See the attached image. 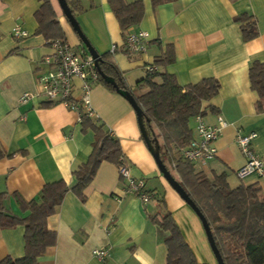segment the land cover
Wrapping results in <instances>:
<instances>
[{"label":"crops","instance_id":"obj_1","mask_svg":"<svg viewBox=\"0 0 264 264\" xmlns=\"http://www.w3.org/2000/svg\"><path fill=\"white\" fill-rule=\"evenodd\" d=\"M141 1L145 16L129 29L150 34V46L141 54L126 50L127 33L122 32L109 0H81L84 11L77 19L97 52L112 54L137 94L148 89L139 83L150 74V65L157 66L158 72L174 74L181 86L206 78L218 80L220 90L203 103V117L212 125L221 117L227 125L214 143L216 157L205 164H192L210 179L225 173L231 188L258 184L264 189V179L258 175L241 179L236 173L246 163L236 141L239 133H257L253 146L264 157V99L250 80L254 63H264V0H171L157 6L154 0ZM51 2L67 41L85 48L59 1ZM41 4L42 0H0V147L5 154L0 159V193L5 194L4 206L16 216L26 217L30 211L20 200H38L46 184L59 180L70 188L47 221L48 228L57 233V242L39 263L167 264V233L153 218L169 211L198 261L218 264L198 215L167 182L144 141L134 107L102 82L91 91L93 118L119 140L131 173L146 179L152 198L145 203L128 194L118 165L109 161L100 165L84 191V201L72 191L78 183L75 172L92 153L95 133L84 131L78 110L62 102L48 106L50 102L39 93L38 77L46 71L43 59L53 53L45 37L36 33V12ZM245 15L256 20L259 32L249 41L243 37L244 23L236 20ZM18 25L28 32L27 37L13 36ZM169 47L175 61L165 67L156 65L155 59ZM27 92L34 97L20 102ZM81 94L78 81L75 96ZM191 124L195 136L196 117ZM25 246L24 226H0V260L23 258ZM102 248L110 252L106 259L94 254Z\"/></svg>","mask_w":264,"mask_h":264},{"label":"trees","instance_id":"obj_2","mask_svg":"<svg viewBox=\"0 0 264 264\" xmlns=\"http://www.w3.org/2000/svg\"><path fill=\"white\" fill-rule=\"evenodd\" d=\"M168 1L171 0H154L153 4L157 6ZM65 3L71 17L78 23L77 16L84 11L81 0H65ZM109 3L124 34H128L129 29L139 24L145 16V5L141 0H109ZM62 11L71 24L63 8ZM36 19V33L43 35L50 47L55 41H67L51 0H42ZM236 20L244 23L242 32L245 41L258 36L254 18L245 15ZM74 31L82 41L79 32ZM99 60L103 74L115 80L118 88L99 72L100 82L125 98L124 93H129L141 107L150 139L153 143L158 140L163 163L201 210L223 264H264V189L258 184L231 188L225 173L210 179L203 172L196 171L193 164L181 156V149L194 138L192 120L198 115H205L203 103L218 94L221 87L219 81L206 78L196 84L181 86L174 74L155 70L139 83V86L147 87V91L137 94L128 86L111 53L100 54ZM174 61V51L169 47L155 59V64L165 67ZM156 77H160L161 81H157ZM250 80L252 88L258 92L261 100L264 99V63H254L250 69ZM80 116L84 131L92 129L95 133L92 153L89 160L75 172L78 183L72 189L84 201V191L95 178L102 162L118 165L123 151L119 140L106 131L102 123L83 110ZM4 155L0 147V159ZM69 191L64 180L46 184L38 200H20L23 207L30 211L26 217H18L7 211L4 206L5 194L0 193V226H24L26 242L23 258L8 256L0 260V264H40L39 258L57 242V233L48 228L47 221ZM153 222L167 233L164 238L167 264H205L198 261L171 212L160 213L153 218Z\"/></svg>","mask_w":264,"mask_h":264},{"label":"built area","instance_id":"obj_3","mask_svg":"<svg viewBox=\"0 0 264 264\" xmlns=\"http://www.w3.org/2000/svg\"><path fill=\"white\" fill-rule=\"evenodd\" d=\"M28 35V32L21 25L13 30V36L16 38L27 37ZM125 46L129 54L144 53L150 46V34L145 30L129 31L125 37ZM51 48L53 53L43 59L46 71L39 74L38 77L39 93H42L51 103L62 102L71 109L79 112L83 110L89 116L94 117L91 91L93 86L100 82V74L95 65V59L86 48H76L68 41H55ZM115 50L116 46L114 45L112 51ZM157 69L155 65L148 66L149 72ZM78 81L82 92L80 97L75 96ZM33 97L34 94L27 92L22 96L20 102L25 103ZM226 125L227 123L221 117L218 118L217 125H212L202 115L196 116V135L189 145L181 149L182 158L194 164H205L214 159L217 155L214 143ZM256 137L257 133L255 132L237 135L236 141L246 158L245 165L236 172L241 179L253 174L264 179V157L253 146ZM118 170L120 177L126 183V192L148 203L152 195L147 189L146 179L134 177L123 157L118 164ZM94 254L100 259H106L110 252L102 248L95 250Z\"/></svg>","mask_w":264,"mask_h":264},{"label":"water","instance_id":"obj_4","mask_svg":"<svg viewBox=\"0 0 264 264\" xmlns=\"http://www.w3.org/2000/svg\"><path fill=\"white\" fill-rule=\"evenodd\" d=\"M59 4L61 6V8L64 9V11L66 12L67 16L70 18L71 24L74 27V30L78 31L80 34V37L85 45V48L88 50V52L93 56V58L95 59V65L98 69V71L100 72V74L102 75V77L108 81L111 82L116 88H118V84L115 82V80L108 78L107 76H105L103 74V72L101 71L100 68V54L97 52V50L93 47V45L91 44V42L89 41L88 37L86 36L85 33H83V30H81L80 24L79 22H75L73 20V18L71 17L68 8L66 6L65 0H58ZM78 24V26H77ZM124 95L128 98V100L130 101V103L132 104V106L134 107L137 116H138V122H139V126L142 132V136L144 141L146 142L150 152L152 153V155L154 156L159 169L161 170V172L163 173V175L165 176V178L170 182L171 186L182 196V198L191 206V208L196 212V214L199 216V218L201 219L203 226L205 228L209 243L211 245V248L217 258L218 264H223V261L221 259V256L213 242L212 239V234L209 228V225L205 219V217L203 216L201 210L198 208V206L190 199V197L187 195V193L185 192V190L182 188V186L180 185V183L175 179V177L171 174V172L167 169V167L165 166V164L163 163L161 156H160V145L158 143V140H153L150 139L149 134L146 130V126L145 123L143 121V117H142V110L141 107L137 104L136 100L129 94V93H124Z\"/></svg>","mask_w":264,"mask_h":264},{"label":"rangeland","instance_id":"obj_5","mask_svg":"<svg viewBox=\"0 0 264 264\" xmlns=\"http://www.w3.org/2000/svg\"><path fill=\"white\" fill-rule=\"evenodd\" d=\"M73 31H74V29H73ZM166 179V178H165ZM167 180V179H166ZM167 182L170 184V182L167 180ZM171 185V184H170ZM199 217V216H198ZM200 219V218H199ZM201 220V219H200ZM201 223H202V221H201ZM203 224V223H202Z\"/></svg>","mask_w":264,"mask_h":264}]
</instances>
